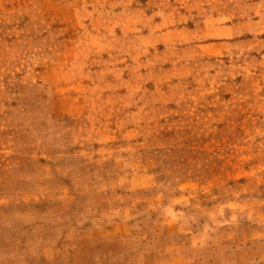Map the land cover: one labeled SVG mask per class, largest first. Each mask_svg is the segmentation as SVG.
Instances as JSON below:
<instances>
[{"label": "rangeland", "instance_id": "374dc122", "mask_svg": "<svg viewBox=\"0 0 264 264\" xmlns=\"http://www.w3.org/2000/svg\"><path fill=\"white\" fill-rule=\"evenodd\" d=\"M0 264H264V0H0Z\"/></svg>", "mask_w": 264, "mask_h": 264}]
</instances>
